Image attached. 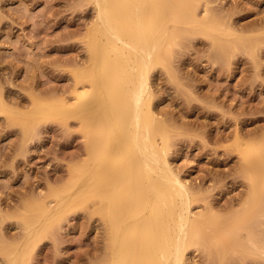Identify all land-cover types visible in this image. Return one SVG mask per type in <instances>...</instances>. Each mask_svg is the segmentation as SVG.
Wrapping results in <instances>:
<instances>
[{"label":"rangeland","instance_id":"obj_1","mask_svg":"<svg viewBox=\"0 0 264 264\" xmlns=\"http://www.w3.org/2000/svg\"><path fill=\"white\" fill-rule=\"evenodd\" d=\"M193 2L199 17L242 35L248 47L223 53L181 28L151 70V108L168 131L167 160L190 189L192 213L209 207L223 216L239 209L250 189L236 145L264 141V0ZM95 18L92 0H0V99L15 110L0 112V264H7L1 250L19 251L40 232L46 220L28 208L43 205L55 216L23 264L101 261L102 222L86 202L64 206L58 199L76 194L72 168L86 159L81 120L43 109L91 92L74 73L89 67ZM22 219H31L29 226ZM222 248L228 252L221 262L213 249L191 246L185 264H264Z\"/></svg>","mask_w":264,"mask_h":264},{"label":"bare ground","instance_id":"obj_2","mask_svg":"<svg viewBox=\"0 0 264 264\" xmlns=\"http://www.w3.org/2000/svg\"><path fill=\"white\" fill-rule=\"evenodd\" d=\"M92 1L96 32L86 43L89 67L74 73L75 83L91 92L73 96V104L61 99L43 109L81 120L86 159L72 168L76 194L58 199L60 205L67 201L64 206L86 202L90 216L102 222L99 264H185L191 246L213 249L221 262L228 252L223 246L264 260V141L236 145L250 181L240 208L223 216L209 207L194 214L190 189L167 160L166 126L151 108V70L176 45L181 28L210 38L223 53L247 48V40L199 17L193 0ZM3 111L15 110L0 99ZM28 211L45 224L21 250H1L7 264H23L55 216L47 205ZM22 220L29 226L31 219Z\"/></svg>","mask_w":264,"mask_h":264}]
</instances>
